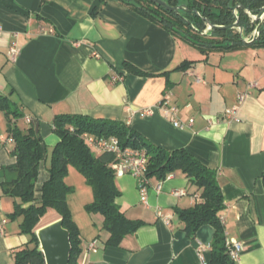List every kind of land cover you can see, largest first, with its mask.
<instances>
[{"label":"crops","instance_id":"1","mask_svg":"<svg viewBox=\"0 0 264 264\" xmlns=\"http://www.w3.org/2000/svg\"><path fill=\"white\" fill-rule=\"evenodd\" d=\"M0 26V94L20 103L19 128L29 125L27 117L39 122L47 156L59 142L53 122L60 114L121 121L157 146L186 149L218 172L226 234L244 247L237 263L264 264V47L204 52L121 0H0ZM185 61L193 63L179 68ZM166 92L182 108V120L194 118L191 127H174L156 107ZM233 106L236 115L225 117ZM147 107L154 112L144 116ZM212 117L220 119L212 123ZM9 135L0 111V264H15L30 239L21 219L10 217L15 201L2 186L3 168L16 162ZM48 168L42 162L38 188ZM117 186L126 216L144 224L120 246H110L103 215L77 223L80 264H203L200 243L210 262L214 227L204 225L190 237L178 219V210L193 207L198 195L183 173L149 179V206L134 177L118 178ZM159 209L172 214L170 224ZM93 241L97 251L89 248Z\"/></svg>","mask_w":264,"mask_h":264},{"label":"trees","instance_id":"2","mask_svg":"<svg viewBox=\"0 0 264 264\" xmlns=\"http://www.w3.org/2000/svg\"><path fill=\"white\" fill-rule=\"evenodd\" d=\"M148 18L156 21L174 35L184 39L204 52L228 51L247 46L264 47V21L259 34L251 42L245 39L258 27L259 21L251 20L257 15L264 0H168L176 6L186 3L189 12L175 14L150 0H121ZM239 29L208 30L207 21L214 25H229L237 20ZM193 61L183 62L179 68H186ZM136 74H146L136 66L126 64ZM20 103L8 95L0 94V111L7 118L10 137L14 139L16 162L3 168L4 194L15 201L12 218H20L21 232L30 236L28 243L16 252L15 264H45V258L38 251V237L35 231L47 224L43 218L49 212L55 213L53 220L62 218L63 225L70 232L72 250L69 264H80L82 252L81 232L73 218L68 196L75 189L67 183L70 166L76 167L91 186L94 200L86 205L89 213H100L104 217L102 229L109 233L106 245L120 246L123 239L144 224L126 216L118 203L121 190L117 186L116 173L111 164L110 153H96L87 144L84 134L102 137H117L122 147L145 149L148 154L146 178L165 180L170 173L181 172L195 188V205L178 210L182 229L195 237L204 225L214 227L212 258L208 264H238L231 259L226 246V228L220 216L226 208L218 172L193 156L186 149L167 150L151 143L143 134L129 124L95 119L83 115L60 114L55 116L53 130L59 142L52 150L49 178L37 187L40 167L46 160V145L40 131L36 130L34 119L26 128H19L17 122L24 116ZM264 186V172L261 175ZM52 220V221H53Z\"/></svg>","mask_w":264,"mask_h":264},{"label":"built area","instance_id":"3","mask_svg":"<svg viewBox=\"0 0 264 264\" xmlns=\"http://www.w3.org/2000/svg\"><path fill=\"white\" fill-rule=\"evenodd\" d=\"M1 28V26H0ZM256 36V33H253L251 37L246 38L247 40H252ZM12 56L18 55V49L13 46L11 48ZM254 85V84H252ZM246 96V93H241L239 96L240 101H243ZM159 108L166 118L170 120L174 127L178 129H186L191 127L194 124V118H189L187 121L181 119V111L182 108L178 105L172 103L171 94L166 92L159 103L156 106ZM186 107H190L188 104ZM238 106H233L231 108L226 109L224 115L227 118H233L237 111ZM154 112V107H147L142 110V115H150ZM220 117H212L210 118V122L214 123L218 121ZM27 122H31L32 118L27 117ZM84 138L89 145V147L94 150L96 153H110L114 157V161L112 162L111 166L116 173V177H124L126 175H130L134 177L138 182V188L141 196V201L146 205L149 206L148 201V186L149 180L145 176V172L147 170V163H148V154L145 149H137L133 147H122L120 144V140L117 137H100L95 136L89 133L84 134ZM175 176L174 173H170L166 178L170 179ZM161 189L159 185L157 190ZM174 194L177 196H181L186 194L183 190H174ZM196 198V196H195ZM157 214L159 217L163 218L167 224H170L172 221V214H164L162 210H158ZM220 220L222 223L225 222V218L223 215L220 216ZM227 235V234H226ZM226 246L228 248V253L231 259L238 261L244 247L243 244L235 239H231L230 237H226ZM93 251H97V244L96 241H93L89 247ZM203 244L200 243V247L198 249V253L200 254V258L203 264H208L203 259Z\"/></svg>","mask_w":264,"mask_h":264},{"label":"water","instance_id":"4","mask_svg":"<svg viewBox=\"0 0 264 264\" xmlns=\"http://www.w3.org/2000/svg\"><path fill=\"white\" fill-rule=\"evenodd\" d=\"M151 2L171 11L175 14H182V12H189L190 9L186 3H182L176 6L169 4L168 0H150ZM254 21H259L258 27L256 28V35L259 34V27L264 21V7L260 10L257 15H252ZM209 30H227V29H239L243 31L239 25L238 16L237 20L229 25H214L207 21ZM255 37L252 39L254 40ZM252 40L245 39L246 42ZM36 130L40 131L39 122H35ZM38 237V251L44 255L45 264H69L70 254L72 250V244L70 241V232L63 225V219L59 218L53 220L35 231Z\"/></svg>","mask_w":264,"mask_h":264},{"label":"rangeland","instance_id":"5","mask_svg":"<svg viewBox=\"0 0 264 264\" xmlns=\"http://www.w3.org/2000/svg\"><path fill=\"white\" fill-rule=\"evenodd\" d=\"M251 20L254 21L253 16L250 15ZM209 28L207 26L206 31H208ZM256 30H254L248 37H251L253 33H255ZM19 123L22 125L23 122L20 120ZM19 124V125H20ZM51 155L52 152H50L47 156V159L44 161L47 163L48 167H50L51 164ZM118 177H116V180ZM67 183L72 185L75 189V191L68 196V202L71 207V211L73 214V218L76 221V223L79 224H86L90 221L93 222L95 219V214L100 213H89L86 210V205L91 203L94 200V194L91 186L87 184L85 176L74 166H70L69 168V174L67 176ZM55 218L54 212H49L46 214L43 218V223H49Z\"/></svg>","mask_w":264,"mask_h":264}]
</instances>
